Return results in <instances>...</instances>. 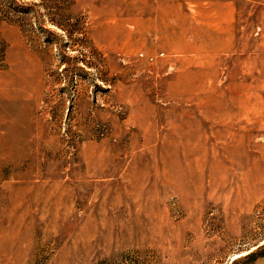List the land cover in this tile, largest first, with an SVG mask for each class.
I'll return each instance as SVG.
<instances>
[{"label":"rangeland","instance_id":"rangeland-1","mask_svg":"<svg viewBox=\"0 0 264 264\" xmlns=\"http://www.w3.org/2000/svg\"><path fill=\"white\" fill-rule=\"evenodd\" d=\"M228 1L0 0V264H264V0Z\"/></svg>","mask_w":264,"mask_h":264},{"label":"bare ground","instance_id":"bare-ground-1","mask_svg":"<svg viewBox=\"0 0 264 264\" xmlns=\"http://www.w3.org/2000/svg\"><path fill=\"white\" fill-rule=\"evenodd\" d=\"M121 1L123 2V0H121ZM122 5H125V4H122ZM115 7L116 6H114L113 4L110 3L107 5H104L100 11H102L103 9H106V12L116 11ZM140 22L141 21L138 22V21L134 20V25H135V28L133 29L134 31H136V32H137V30L139 31L140 26H141V28H143L144 26L148 25V24L143 25V22H141V23ZM101 24H99L100 27H98L97 36L100 39L104 40L107 43V45H109V46L113 45L114 43H116L118 41L124 43L127 40H130L131 37H133V32H132L133 30L130 31L127 28H125L124 23H122V21H120V20L114 21L112 23L107 22V24H105V22H103V23L101 22ZM136 32H134V33H136ZM217 46H219V45L217 44Z\"/></svg>","mask_w":264,"mask_h":264},{"label":"crops","instance_id":"crops-1","mask_svg":"<svg viewBox=\"0 0 264 264\" xmlns=\"http://www.w3.org/2000/svg\"><path fill=\"white\" fill-rule=\"evenodd\" d=\"M228 2H229L228 0H222V3H224L225 5H227ZM169 7H170V9H171L172 11H176V10H178L177 6H176L175 4H173V3L170 4ZM199 15H203V14H200V13H199ZM226 16H228V12H226L225 14H224V13H221V14H220V17H222V18L224 19V21H225ZM202 27H203V28L198 29V31H204V32H221V31L223 30V28L221 29V28H219V27H217V28H215V29H211V28L209 27V25H204V26H202Z\"/></svg>","mask_w":264,"mask_h":264}]
</instances>
